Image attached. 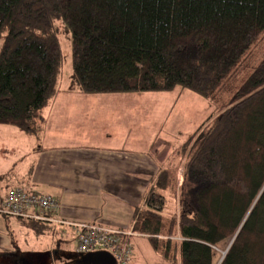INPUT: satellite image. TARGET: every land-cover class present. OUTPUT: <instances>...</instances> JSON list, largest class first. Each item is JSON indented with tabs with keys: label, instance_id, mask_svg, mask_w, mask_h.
<instances>
[{
	"label": "trees",
	"instance_id": "1",
	"mask_svg": "<svg viewBox=\"0 0 264 264\" xmlns=\"http://www.w3.org/2000/svg\"><path fill=\"white\" fill-rule=\"evenodd\" d=\"M61 35L70 39L69 87L81 95L186 90L216 104L263 43L264 0H0V125L40 132L60 89ZM180 156L177 211L166 209L172 175L162 172L129 241L145 238L170 264H264V56Z\"/></svg>",
	"mask_w": 264,
	"mask_h": 264
},
{
	"label": "crops",
	"instance_id": "2",
	"mask_svg": "<svg viewBox=\"0 0 264 264\" xmlns=\"http://www.w3.org/2000/svg\"><path fill=\"white\" fill-rule=\"evenodd\" d=\"M172 94L84 96L60 88L43 110L37 135L0 125V190H6L0 204L9 190L20 187L57 200L55 217L61 221L133 233L135 211L142 208L157 177L170 172L171 187L166 190L175 188L177 171L170 160L178 136L167 135L169 113L164 106L171 104L174 110L179 97ZM165 148L172 153L164 156L160 151ZM3 222L0 218L3 257L23 253L28 232L34 234L35 246L50 235H36L19 223L23 230L14 235ZM61 228L74 236L64 223Z\"/></svg>",
	"mask_w": 264,
	"mask_h": 264
},
{
	"label": "rangeland",
	"instance_id": "3",
	"mask_svg": "<svg viewBox=\"0 0 264 264\" xmlns=\"http://www.w3.org/2000/svg\"><path fill=\"white\" fill-rule=\"evenodd\" d=\"M59 40L63 54V65L59 87L61 89H65L70 85V76L72 74L70 39L69 37L66 38L64 35H61L59 36ZM253 54L254 55L248 61V64L245 65L246 68L244 67L239 75L234 78L231 83L225 86V89H223L221 94L218 96L216 104L204 100L186 90L182 91L181 93L180 90L173 92L174 96L178 95L179 97L174 110H171V104H164V106L167 107V111L169 113L168 121L165 125L167 135H173L176 133L178 136L176 140L173 139V147H175V150L177 151L173 152V158L171 157L170 160L172 161L170 163L173 164L174 169L177 171L176 183L174 185L175 188L171 192H165L166 209L168 208V212L173 213L174 210L177 211L180 200V187L184 183L183 173L185 171L186 160L180 156V149L184 141L189 140L192 137V133L195 131V129L202 122H204L214 110L217 109V111L220 113L225 107L229 105L230 99H232V96L234 95L237 88L244 81V79L249 76L253 68L264 56V40L263 43H260V45H258V47L254 50ZM153 106L155 107L156 105L153 104ZM160 113L164 114L163 111ZM2 135L4 136V133H2ZM6 142H8V140ZM160 152H163L164 156L172 153L169 148H165ZM174 163H176V165ZM1 190L3 191V194H1ZM1 190L0 197L2 199V196H4L6 193V190ZM0 218L4 221L3 224L5 229L12 232V234L16 235V231L23 230V227L18 225L19 222L16 219L5 217L3 215H0ZM68 224L69 223H64V225L67 226ZM28 233L29 238L26 247L23 249L24 252L19 253L16 251L17 253H13L10 257H3L0 255V264H76L78 262H82L86 257H110L107 251H97L88 254L76 253V243L73 240V237H71L69 230L66 228L57 227L56 230H53V233H50L49 236L45 234L44 236L46 238L41 240L42 244L40 245L37 243L36 246V239L33 237L34 234L32 232ZM164 239L161 240L164 241ZM131 242L133 247V257L131 264H170V262H167L163 258V255L157 254L152 249L146 239L140 237L133 239V241L131 240ZM60 244L62 246L58 247ZM229 244L226 243L221 248L216 250L217 261H221L223 253L227 250Z\"/></svg>",
	"mask_w": 264,
	"mask_h": 264
},
{
	"label": "built area",
	"instance_id": "4",
	"mask_svg": "<svg viewBox=\"0 0 264 264\" xmlns=\"http://www.w3.org/2000/svg\"><path fill=\"white\" fill-rule=\"evenodd\" d=\"M59 210L57 200L36 192L16 187L9 190L0 204V214L13 218L33 220L61 227L64 221L55 217ZM76 243V253L88 254L107 251L115 264H131L133 233L112 230L99 224L69 223Z\"/></svg>",
	"mask_w": 264,
	"mask_h": 264
},
{
	"label": "water",
	"instance_id": "5",
	"mask_svg": "<svg viewBox=\"0 0 264 264\" xmlns=\"http://www.w3.org/2000/svg\"><path fill=\"white\" fill-rule=\"evenodd\" d=\"M230 245L228 246L227 250L223 253L222 259H223L224 255L227 253ZM76 264H115V261L111 256L110 257L97 256L94 258L86 257V258H84V260L82 262H78Z\"/></svg>",
	"mask_w": 264,
	"mask_h": 264
}]
</instances>
